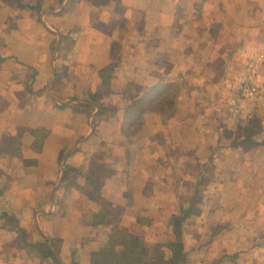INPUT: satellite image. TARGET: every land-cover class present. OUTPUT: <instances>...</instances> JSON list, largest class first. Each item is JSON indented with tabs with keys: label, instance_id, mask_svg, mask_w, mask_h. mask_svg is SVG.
Masks as SVG:
<instances>
[{
	"label": "crops",
	"instance_id": "0c3cea01",
	"mask_svg": "<svg viewBox=\"0 0 264 264\" xmlns=\"http://www.w3.org/2000/svg\"><path fill=\"white\" fill-rule=\"evenodd\" d=\"M256 54L264 0H0V264H91L109 236L94 222L105 203L156 236L189 182V264H264V145L233 144L242 124L228 113ZM71 95L98 110L91 131L75 127ZM56 104L63 124L43 137Z\"/></svg>",
	"mask_w": 264,
	"mask_h": 264
},
{
	"label": "rangeland",
	"instance_id": "374dc122",
	"mask_svg": "<svg viewBox=\"0 0 264 264\" xmlns=\"http://www.w3.org/2000/svg\"><path fill=\"white\" fill-rule=\"evenodd\" d=\"M257 57H259V56H257V54H256L253 57L248 59V61L245 64L244 74H245V71H246L247 64L249 62H251L252 60L257 59ZM46 88H48V86ZM236 88H237L236 89L237 92H236V94H234V96L238 95L239 88H238V86ZM41 93L44 96V98L48 99L47 98V95L49 93L48 89H42ZM234 96H232V97H234ZM68 99L72 100V101L70 100L71 102L70 101L67 102L68 108H71L70 109V111H71L70 113L77 117L76 120H75V123H74L75 127L77 129H81L82 128V129L91 131V129L94 127V121H92V119H91V117L93 116L92 113H94L96 115V113H98V110H96L95 107H89V108L88 107H81L79 102L74 101V100H77V99L74 96H72V95L70 96V98L68 97ZM142 107H144V104H142V106L139 105V109L138 110H134V111H138V113L140 114V113H142ZM44 108L45 107H43V109ZM46 108H48V107H46ZM53 109H56L57 113H59L55 117V121L50 123V122L47 121V119L46 120L44 119L45 122H43V124H45L46 126H42L41 129L38 128L39 132L41 133V135L43 137H44V135H47L48 128L51 125H54V124L62 125L63 124L62 120L64 119V117H61L59 115H60L61 110H65V109L62 106L60 107L59 104H56L53 107ZM138 113H136V114H138ZM228 113H229V111H228ZM81 116L84 117V119H85L84 122H80V120H81L80 117ZM231 119H232V117H231ZM232 120H234V119H232ZM58 132H61V131H58ZM240 132L241 131L239 130V127H238V129H237V131L235 133L236 135L231 137L232 138L231 140H232L233 144H237V143L240 142V140H243V138H241V136L239 135ZM55 137L57 139L60 138L59 136H56V135H55ZM64 156L65 155H61V157L59 158L58 164H59L60 168L64 167ZM26 161H29V160H26ZM110 173H111L110 169L104 168V169H102V170H100L99 172H96V173H93V171H92V175L91 176H92V179H94V180L98 177V181L95 180L94 182H97L95 184L99 185V188H101L100 187L101 183L104 182L103 180H106V178L110 175ZM2 176H3V169L0 167V179L3 180L4 178ZM7 180H8V178H6V180H4L2 182H5ZM3 188H4V186L2 185L0 187V191L3 190ZM191 188H192V184L190 182L185 184V186L183 187L182 197L184 198V200L181 203L179 202V208H180L179 215L173 216L172 218L167 219L165 221V223H164L165 227L162 228V231H163L162 233L156 234V236H155V235H149V234H144V233H136L133 230L131 231V229H129L131 233H133L135 235H138L141 238L142 242L145 243L146 249H144V251H143V256L145 258H148L149 253L151 254V252H152V254H153V252H154V251H149L147 246H154L155 247L156 244H160L161 251L164 253L166 259H168L170 261V264H189L191 262L192 254H193L194 251L190 247L192 245V240L194 239V237H197V235L194 234V233H187L186 234L184 232L185 225L188 222V220L190 219V216L191 215H196L197 212H198V206H197L198 203L191 200L192 197H193V191H194ZM124 210L125 209L120 207V206H118L117 208H109V207L105 206L104 213H106L110 217H114L115 218L114 219L115 221H111L108 218L109 219V222H108L109 225L107 227V230L109 232L107 231V233H109L110 236H111V234H113L114 232H117L119 230L128 229V228H125V226H123ZM178 217H180L182 219L183 236H182V241L181 242H183V244H184V249L182 251V254H179L178 261H175L174 258H173L174 254H175L174 253L175 252V248L170 246V244L173 243L176 240L175 218H178ZM5 222H6V225H8L10 228H13V227L15 228V226H16V221L12 217H8L7 219H5ZM168 226H173V232H170L171 230L169 231ZM96 235H98V234H96ZM198 236H200L202 243H207L210 240H213V238L216 237V234L215 235L214 234H207V235L199 234ZM116 237H118V236L116 235ZM108 238H109V236H108ZM108 238H107V242H108ZM53 242L56 243L57 240L54 239ZM17 243L22 244L25 247L28 246V247L31 248V250H39L40 247H43V246H35L36 244L30 245L27 242L26 235L21 233V232L19 233V238L17 240ZM186 246L189 247V249L186 250Z\"/></svg>",
	"mask_w": 264,
	"mask_h": 264
},
{
	"label": "trees",
	"instance_id": "16d2710c",
	"mask_svg": "<svg viewBox=\"0 0 264 264\" xmlns=\"http://www.w3.org/2000/svg\"><path fill=\"white\" fill-rule=\"evenodd\" d=\"M245 125L239 127L241 131L239 135L243 138L244 142L252 146H257L262 143H258L255 139L258 137L262 127L258 117H253ZM95 189L100 191L99 185H95ZM106 207L117 208L111 203H105ZM115 221L114 217L108 216L106 213H99L94 216V222L101 224H108L109 219ZM176 228L175 235L176 240L170 244L175 248V254L173 256L175 261H178L179 254H182L184 244L182 241V219L180 217L175 218ZM119 230V229H118ZM116 235L118 237H116ZM149 251H154L153 254L149 253L148 258L143 256V251L146 249V245L142 242L138 235L130 232L129 229L119 230L109 235L107 244L101 249L91 254V264H170V261L166 259L164 253L161 251L160 244L154 246H147ZM177 250V251H176ZM45 254L55 258V254L51 250H46ZM56 259V258H55ZM56 262L58 263L57 259Z\"/></svg>",
	"mask_w": 264,
	"mask_h": 264
},
{
	"label": "built area",
	"instance_id": "2783aa9c",
	"mask_svg": "<svg viewBox=\"0 0 264 264\" xmlns=\"http://www.w3.org/2000/svg\"><path fill=\"white\" fill-rule=\"evenodd\" d=\"M264 56L247 64L245 74L238 79V95L228 100V111L232 119L247 123L264 110V73L261 69Z\"/></svg>",
	"mask_w": 264,
	"mask_h": 264
}]
</instances>
